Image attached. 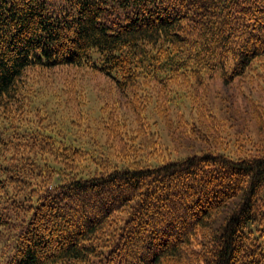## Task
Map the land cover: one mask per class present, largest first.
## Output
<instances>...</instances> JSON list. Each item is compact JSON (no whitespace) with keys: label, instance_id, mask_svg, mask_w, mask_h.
<instances>
[{"label":"trees","instance_id":"16d2710c","mask_svg":"<svg viewBox=\"0 0 264 264\" xmlns=\"http://www.w3.org/2000/svg\"><path fill=\"white\" fill-rule=\"evenodd\" d=\"M62 65L128 96L100 101L102 130L89 140L73 134L56 92L41 95L39 125L14 116L29 97L26 71ZM217 80H256L264 95V0H0V132L12 140L0 139L11 152L0 155V227L28 215L13 264H264V154L160 158L172 150L163 111L177 113L184 136L225 133L205 106L189 119L191 85ZM140 137L156 150L141 156Z\"/></svg>","mask_w":264,"mask_h":264},{"label":"rangeland","instance_id":"374dc122","mask_svg":"<svg viewBox=\"0 0 264 264\" xmlns=\"http://www.w3.org/2000/svg\"><path fill=\"white\" fill-rule=\"evenodd\" d=\"M24 80V87L28 89L29 97L27 101H24L26 104L23 108V112L15 108L12 109L14 116L19 120L25 119L27 124L30 123L27 121L29 119L32 123L39 125V123L42 122L39 117L42 113L40 109H47V106H38L39 103L43 104L44 102L40 101V99H42L41 95L45 92H56L54 96H58L59 98L58 105L61 110L65 112L64 118H70L69 114L66 113L69 112L71 114V119L68 121V124L73 127H79L77 130L80 129V131H74L75 133L73 134L77 137L80 136L81 140L84 139V133L88 136L87 140H89L92 134L101 133V118L96 114V110L103 104L100 102L101 100L105 99V106L110 102L115 104L119 102L121 105V103L124 104L128 97L122 93L120 94L111 80L87 67L62 65L50 69H28L25 73ZM257 84L256 80L252 81V83L236 81L229 85H223L217 80L215 82H206L199 87L192 84L190 90L196 95V109L189 113V119L193 122L197 120L199 114H201V108L205 106L216 113L222 120V123L225 125V133L218 134L217 138L214 135H210L212 140L206 142L200 139L198 140L192 136V134H188V136L191 137L184 136L182 133L185 134V130L183 131L182 127H180L181 124L176 116L177 113L172 110L168 112L163 111L164 113L160 115L161 125H158V127L162 130L163 135L166 136V143L172 150L165 151L160 158L167 159L176 157L179 154L192 153L200 150L202 147H206L213 151L224 150L231 155L264 154V125L261 117H264V95L257 87ZM162 94L161 91H158L157 94L154 91V99L152 98L150 100V106L154 104L156 108L160 109L161 101L159 98L161 100L163 99ZM128 95L131 96L130 93H128ZM45 98L47 99L49 96H45ZM61 102H64L65 105L61 104ZM125 107H123V105L121 106V108L127 110ZM78 112L85 115L84 120L80 118ZM119 113L118 111H114L113 114L122 119L120 116L121 113ZM128 115L129 120L128 124L126 123V128L129 129L132 127V123L131 115ZM106 117L107 116H105V118ZM64 118L63 120H65ZM26 123H23L24 126H22L25 127ZM20 124H22V122L18 121V125ZM88 125L91 126L88 127ZM18 129L22 132L25 128ZM1 130L7 132L3 130V126H1ZM85 130L87 131L85 132ZM231 133H235L237 136L238 145L231 139ZM9 135L10 133L2 134L0 132V139L5 138L8 139V141H12ZM151 138L154 137L151 136ZM95 139L96 138H92L91 140L94 142ZM99 140L105 142V135L101 134V139ZM135 143L139 144V147L142 148L141 152H143L141 156H146L149 151L156 150L151 144L149 137H140ZM9 151L10 150L5 154L0 153V155L8 157L9 153H11ZM35 151L36 150H34V152ZM24 153L26 152L24 151ZM149 157H151V155ZM22 203L24 207L28 206V203ZM4 211L9 216L13 214L12 207H5ZM21 211L22 215L16 221H14L13 218L5 219L4 216L2 217V219L4 218L7 220L9 225L4 223L5 226L0 227V264H13L17 256L16 249L17 241L20 238L18 237L21 225L20 221L23 222L22 225H27L28 222V215H24L25 212L23 209ZM16 235L17 238H15ZM118 264L125 263L119 261Z\"/></svg>","mask_w":264,"mask_h":264}]
</instances>
